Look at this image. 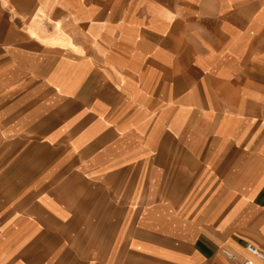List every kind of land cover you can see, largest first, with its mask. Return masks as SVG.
I'll return each mask as SVG.
<instances>
[{"label": "crops", "instance_id": "0c3cea01", "mask_svg": "<svg viewBox=\"0 0 264 264\" xmlns=\"http://www.w3.org/2000/svg\"><path fill=\"white\" fill-rule=\"evenodd\" d=\"M247 243L264 0H0V264H264Z\"/></svg>", "mask_w": 264, "mask_h": 264}, {"label": "built area", "instance_id": "2783aa9c", "mask_svg": "<svg viewBox=\"0 0 264 264\" xmlns=\"http://www.w3.org/2000/svg\"><path fill=\"white\" fill-rule=\"evenodd\" d=\"M247 248H248L252 253H254V254L260 256V257L262 258L263 262H264V254H263V252H262L257 246H255V245L252 244V243H247ZM223 251H224L228 256L231 255V252H229L228 250L223 249ZM243 264H254V263L252 262V260H250V259H246V260L243 262Z\"/></svg>", "mask_w": 264, "mask_h": 264}]
</instances>
